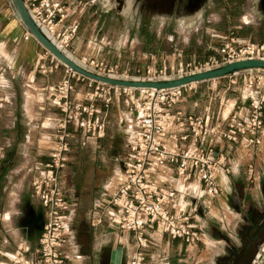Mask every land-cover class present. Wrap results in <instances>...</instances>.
Wrapping results in <instances>:
<instances>
[{"label":"crops","instance_id":"1","mask_svg":"<svg viewBox=\"0 0 264 264\" xmlns=\"http://www.w3.org/2000/svg\"><path fill=\"white\" fill-rule=\"evenodd\" d=\"M84 1L63 0L72 12L81 10L72 46L82 39L80 31L85 17L95 11V1ZM172 14L174 19L186 18L175 11ZM163 17L155 15L161 23ZM158 32L160 38L161 30ZM25 33L10 0H0V251L5 255H0V264H9L7 257L18 246L25 249L26 259H32L39 247L45 209L32 195L31 181L49 161L55 145L53 130L42 128L41 119L49 112H58L47 98L45 88L65 78L61 65L51 73H39L44 49L33 37L25 39ZM218 47H208L203 54L188 51L181 58L207 59ZM68 55L76 60L75 53L69 51ZM166 58L164 53L151 54L150 63L159 67ZM228 79L186 87L179 107L188 114L209 115L212 120L233 113L246 117L250 105L245 96L227 100L228 94H216L223 85L221 82ZM76 90L79 91L76 96H82L86 88L76 83ZM121 101L107 109L109 125L101 139L90 138L69 126L68 159L61 181L68 202L64 211L68 232L61 248L66 264H113L117 252L120 264H128L132 253V233L118 230L104 217L100 224H91L93 198L96 193L100 199L109 196L125 153L123 125L131 116ZM95 104L102 108L100 102ZM262 133L263 144L257 151L243 141L215 146L216 158H223L227 169L215 170L221 188L216 200L206 196L200 183L172 180L178 191L174 210L189 215L193 226L207 236V241L205 245H189L181 239H171L157 225H148L145 264H254L256 256L264 264V128ZM250 165L254 170L253 181L247 173Z\"/></svg>","mask_w":264,"mask_h":264},{"label":"built area","instance_id":"2","mask_svg":"<svg viewBox=\"0 0 264 264\" xmlns=\"http://www.w3.org/2000/svg\"><path fill=\"white\" fill-rule=\"evenodd\" d=\"M29 15L46 38L64 55L75 38L79 23L69 5L63 0H22ZM32 36L26 31L24 38ZM44 49V48H43ZM39 73L53 72L58 65L65 78L45 91L52 107L45 118L52 126L55 145L49 161L43 164L31 181L32 195L45 209V224L39 237V247L32 259L24 258L25 249L18 246L9 264H66L61 253L68 232L65 209L68 202L61 187L62 170L69 152V126L84 135L101 139L109 121L107 109L122 100L130 119L124 122L125 153L116 184L106 199L94 196L91 224H100L102 217L123 232L132 233L133 250L128 264H145L148 225H157L171 239H181L189 245H205L207 236L195 228L191 217L174 210L178 191L172 180L183 184L200 183L206 196L216 200L221 188L215 178L217 168L227 169L224 159L216 158L219 143H238L257 151L263 144L264 128V70L252 69L228 76H242L248 95L250 111L244 117L233 113L227 118L212 120L209 115H195L179 107L183 87L155 90L117 87L93 81L61 64L47 50L41 55ZM49 59V63L45 60ZM264 60V43L224 36L213 56L203 62H184L180 55L161 66L136 70L134 76L120 73L116 65L99 62L96 58L74 60L94 74L123 80H167L211 70L227 63L243 60ZM85 86L80 99L75 96V84ZM100 102L102 108L96 106ZM188 144L181 146L184 142ZM248 178L254 180V170L247 168ZM0 255H5L0 251ZM254 264L260 262L256 256Z\"/></svg>","mask_w":264,"mask_h":264},{"label":"rangeland","instance_id":"3","mask_svg":"<svg viewBox=\"0 0 264 264\" xmlns=\"http://www.w3.org/2000/svg\"><path fill=\"white\" fill-rule=\"evenodd\" d=\"M86 1L90 2H84ZM93 1L96 3L95 11L85 17L80 31L82 39L80 42L75 41L69 51L76 54V61L93 57L99 62L116 65L120 73L131 77L136 74V70L148 66L156 67L150 63L151 54L164 53L167 58L163 64L167 60L175 59L177 55L181 58L188 51L203 54L208 47L220 45L224 36L264 43V19L261 20L255 15V0H208L203 8L184 13L185 19L171 17L177 0ZM80 13L81 10L73 12L78 23ZM161 14L164 15L163 23L155 18V15ZM159 30L160 38L157 36ZM221 83L223 85L216 90V94H228L227 100L248 95L242 76L229 78ZM78 92L75 91V96ZM81 97L76 96L78 99ZM46 117L43 116L40 124L42 128L49 129L47 127L52 125Z\"/></svg>","mask_w":264,"mask_h":264},{"label":"water","instance_id":"4","mask_svg":"<svg viewBox=\"0 0 264 264\" xmlns=\"http://www.w3.org/2000/svg\"><path fill=\"white\" fill-rule=\"evenodd\" d=\"M12 8L23 25L25 30L45 49L47 50L54 58H56L61 64L68 67L75 73L84 76L93 81L102 82L105 84H109L117 87H125L132 89H155V90H163V89H171L183 87L189 84H195L199 82L209 81V80H217L220 78L228 77L233 74L243 72L246 70L252 69H261L264 70V60H243L227 63L220 67L194 73L191 75L175 78V79H167V80H158V81H149V80H123V79H113L109 77H103L92 72H89L74 61L69 59L66 55L61 53L42 33L36 23L33 21L31 16L28 13L27 8L25 7L22 0H10ZM120 254L119 252L114 254V263L120 264Z\"/></svg>","mask_w":264,"mask_h":264},{"label":"flooded vegetation","instance_id":"5","mask_svg":"<svg viewBox=\"0 0 264 264\" xmlns=\"http://www.w3.org/2000/svg\"><path fill=\"white\" fill-rule=\"evenodd\" d=\"M208 0H177V8L175 13L178 15H185L195 9L203 8ZM256 16L261 20L264 19V0H255Z\"/></svg>","mask_w":264,"mask_h":264},{"label":"bare ground","instance_id":"6","mask_svg":"<svg viewBox=\"0 0 264 264\" xmlns=\"http://www.w3.org/2000/svg\"><path fill=\"white\" fill-rule=\"evenodd\" d=\"M66 55V54H65ZM67 56V55H66ZM69 59H71L72 61H74L70 56H67ZM75 62V61H74ZM76 63V62H75ZM77 64V63H76Z\"/></svg>","mask_w":264,"mask_h":264}]
</instances>
